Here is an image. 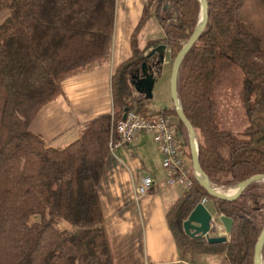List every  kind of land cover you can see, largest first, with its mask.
<instances>
[{"label": "trees", "instance_id": "16d2710c", "mask_svg": "<svg viewBox=\"0 0 264 264\" xmlns=\"http://www.w3.org/2000/svg\"><path fill=\"white\" fill-rule=\"evenodd\" d=\"M116 0H0V264H114L98 186L109 155L113 123L125 108L143 118L149 99L134 81L146 71L160 74L164 43L175 57L193 32L199 0H146L134 28L130 56L111 77L112 111L79 123L78 136L55 147L30 124L45 105L63 94V81L109 62ZM168 5V9L164 5ZM208 20L183 57L177 95L198 140L199 163L218 189L264 173V0H207ZM153 15L163 29L141 47L137 31ZM239 69L247 125L241 135L220 128L214 99L217 64ZM178 133L188 142L174 107ZM166 211L182 260L224 253L228 264H253L254 245L264 224V181L238 198L211 197L195 179ZM203 198L233 221L227 239L208 243L190 237L183 222ZM212 213V212H211ZM264 264V245L262 248Z\"/></svg>", "mask_w": 264, "mask_h": 264}, {"label": "crops", "instance_id": "0c3cea01", "mask_svg": "<svg viewBox=\"0 0 264 264\" xmlns=\"http://www.w3.org/2000/svg\"><path fill=\"white\" fill-rule=\"evenodd\" d=\"M145 2L116 0L109 62L65 79L63 94L41 108L31 122L33 132L53 146L71 133L64 146L78 136L79 123L112 111L111 77L131 54V34ZM142 174H148L153 185L147 194L136 197L135 181ZM178 188L181 193L185 190L166 184L161 155L150 134L142 132L109 153L98 195L114 264L194 263L181 259L166 221L167 209L181 195Z\"/></svg>", "mask_w": 264, "mask_h": 264}, {"label": "rangeland", "instance_id": "374dc122", "mask_svg": "<svg viewBox=\"0 0 264 264\" xmlns=\"http://www.w3.org/2000/svg\"><path fill=\"white\" fill-rule=\"evenodd\" d=\"M164 8L168 9V5L165 4ZM7 14L8 12L6 10L0 11V23L4 20ZM162 35V27L158 23L156 17L150 15L142 22L137 31V43L142 47L145 40L159 38L162 37ZM157 45L165 44L161 43ZM160 54L163 55V59L160 61V74L155 78L152 96L149 99V107L154 113L173 106V101L170 95L169 78L174 56H172L168 46H166L164 50H161ZM164 59L166 60L165 63H163ZM241 91L242 83L239 69L232 65L227 59L219 60L217 64V80L214 87V99L218 104L217 122L220 128L228 129L236 135H241L244 127L247 125L245 114L247 103L243 101ZM171 116L175 119L174 114H171ZM71 136V133L67 136H62V138L60 140L58 139L54 145L63 146ZM177 140L180 155L184 158L187 164H190L191 166L189 142H186L184 137L179 133L177 135ZM234 189L235 186H228L222 187V189L219 190L231 194ZM177 191L180 194L182 189L178 188ZM210 203L211 212L215 219L219 221L218 216L220 214L215 211V206H213L212 202ZM217 234H225V230L222 227L211 225L209 235L214 236ZM225 236H227V234H225ZM193 264H228V260L224 253L201 254L195 256Z\"/></svg>", "mask_w": 264, "mask_h": 264}, {"label": "water", "instance_id": "95a60500", "mask_svg": "<svg viewBox=\"0 0 264 264\" xmlns=\"http://www.w3.org/2000/svg\"><path fill=\"white\" fill-rule=\"evenodd\" d=\"M200 10L199 17L197 20V24L187 39V41L182 45L180 50L175 55L170 71V95L173 101V107L175 109L177 117L184 124L187 134H188V142L190 146L191 153V167L193 171V175L195 179L200 183V185L205 189V191L213 198L232 201L239 197V195L243 192L246 186L253 182L264 181V173H258L252 175L238 184L234 185L235 189L231 194H227L219 190L218 188L213 187L210 182L207 174L202 169L199 158H198V140L195 134V130L189 119L186 117L183 108L181 106L180 100L177 95V75L180 63L187 53V51L192 47L195 41L198 39L199 35L203 31L207 20H208V4L207 0H199ZM166 48L165 45H157L153 49H151L146 57H150L155 53H160L161 50ZM160 61L163 59V55L159 54ZM142 73L143 76L136 79L134 81V86L137 91H143L146 93V97L151 98L152 89L155 82V78L153 74L146 71L145 63L142 64ZM129 108H125V111L122 117H125L126 111ZM200 174L201 178L198 176ZM220 223L222 224L225 234H228L231 230L233 221L230 217L220 214L218 216ZM211 220L212 214L207 209L205 204L199 202L193 208V210L189 213L186 220L183 222V229L187 235L190 237H205L208 243H221L226 241L227 236L225 234H217L214 236H210L209 233L211 231ZM264 245V224L261 227L259 232L257 241L254 245L253 251V264H263L262 262V248Z\"/></svg>", "mask_w": 264, "mask_h": 264}, {"label": "built area", "instance_id": "2783aa9c", "mask_svg": "<svg viewBox=\"0 0 264 264\" xmlns=\"http://www.w3.org/2000/svg\"><path fill=\"white\" fill-rule=\"evenodd\" d=\"M142 132L150 134L158 147L166 184L184 189L190 188L193 183L191 170L179 152L176 120L163 111H158L149 118H143L132 110L126 111L125 117L118 118L111 127L108 139L109 153L120 145L133 142ZM152 185L151 177L148 174H142L135 181V196L147 194ZM200 202L205 204L206 199L203 198ZM211 225L223 228L213 214Z\"/></svg>", "mask_w": 264, "mask_h": 264}, {"label": "bare ground", "instance_id": "6f19581e", "mask_svg": "<svg viewBox=\"0 0 264 264\" xmlns=\"http://www.w3.org/2000/svg\"><path fill=\"white\" fill-rule=\"evenodd\" d=\"M198 176L201 178L200 174H198Z\"/></svg>", "mask_w": 264, "mask_h": 264}]
</instances>
